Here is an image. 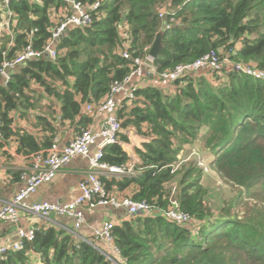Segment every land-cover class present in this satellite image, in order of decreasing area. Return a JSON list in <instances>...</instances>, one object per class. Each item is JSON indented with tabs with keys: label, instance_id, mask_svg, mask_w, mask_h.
Instances as JSON below:
<instances>
[{
	"label": "trees",
	"instance_id": "trees-1",
	"mask_svg": "<svg viewBox=\"0 0 264 264\" xmlns=\"http://www.w3.org/2000/svg\"><path fill=\"white\" fill-rule=\"evenodd\" d=\"M60 8L65 14L54 21L52 12ZM8 9L12 36H0V62L27 44L42 49L71 10L64 0H13ZM161 10L166 11L164 17L159 16ZM160 30L162 45L152 60L159 72L192 62L210 49L264 70V0H99L89 24L67 29L54 60L24 62L6 86L0 85V137L16 135L19 152L46 151L55 137L56 118L36 116L47 132L37 138L13 129L10 116L17 108L22 116L28 108L42 107L38 101L45 95L58 103L60 125L69 121L78 131L86 127L92 113L85 105H97L110 84L123 80L133 67L122 49L131 58L144 57ZM31 83L40 86L42 94L35 93ZM165 84L167 89L153 83L136 86L127 112H121L125 104L118 109L121 128L132 126L148 138L135 148L137 173L100 179L110 194L144 199L158 210L169 204L166 185L177 180L175 199L192 220L178 225L160 214L128 215L112 227L119 250L115 261L264 264V79L235 70L221 75L201 70ZM120 138L127 140L125 135ZM186 145H197L201 159L233 187L215 213L206 203L203 170L197 163L189 161L172 171ZM102 152V161L111 165L129 160L118 142ZM92 242V234L75 240L65 227L48 224L35 228L32 240L23 239L21 249L8 250L0 264H114L101 252L106 249Z\"/></svg>",
	"mask_w": 264,
	"mask_h": 264
},
{
	"label": "built area",
	"instance_id": "built-area-1",
	"mask_svg": "<svg viewBox=\"0 0 264 264\" xmlns=\"http://www.w3.org/2000/svg\"><path fill=\"white\" fill-rule=\"evenodd\" d=\"M6 6L8 19L0 23V35L5 32L12 36L10 26L11 11L8 4L13 0H1ZM71 8L66 15L53 29L50 39L42 49H33L27 44L13 58H3L0 62V84L6 86L16 67L24 62L40 57L55 59L58 50L57 45L53 46L60 34H65L69 27L84 26L91 22V11L99 5V0L92 4H84L81 0H64ZM166 11L159 12L160 17H164ZM164 27L169 26L165 20ZM33 31L31 30L30 33ZM59 43V42H58ZM122 56L132 59L133 67L121 81H113L109 86L107 95L95 106L87 103L85 110L94 116L102 117V125H89L81 128L74 137L64 146L59 147L53 140L46 154L43 151L29 153L32 163L28 171H21L20 178L24 185L8 200H4L0 206V221L16 222L21 214H30L48 220L50 215L56 214L72 220L71 232L75 240L84 239L79 234V229L85 223V211L93 210L100 206H110L112 208L124 207L129 216L132 215H153L160 214L178 225H186L192 218L180 209L177 201H171L167 208L158 210L146 200L135 201L128 196L118 198L110 194L100 179L103 171L115 176L135 175L133 163H121L111 165L102 161L103 148L106 145L117 143L118 134L121 130V119L118 116V109L123 101L133 98V88L143 85L142 79L147 77L155 78L163 83H169L177 78L189 73L193 74L201 70H207L210 74L221 75L230 70L239 71L255 78L264 79V70L240 61L231 60L222 50L210 49L192 62L179 63L170 69L157 71L153 65V58L147 53L144 57H132L130 53L122 49ZM132 84L133 87L128 85ZM104 145V147H103ZM83 156L88 163L86 177L79 181L78 194L68 202L61 201H34L29 198L37 192L40 185L55 178L58 171L74 157ZM114 222L104 220L92 229V237L96 242H92L97 249L101 245L104 249L101 252L117 264L114 257H118L119 250L113 244L112 227ZM61 226V225H60ZM35 228L17 229V240L9 245H0V257L8 250H19L22 248V240H32ZM88 242H90L88 240ZM111 255H110V254Z\"/></svg>",
	"mask_w": 264,
	"mask_h": 264
},
{
	"label": "crops",
	"instance_id": "crops-1",
	"mask_svg": "<svg viewBox=\"0 0 264 264\" xmlns=\"http://www.w3.org/2000/svg\"><path fill=\"white\" fill-rule=\"evenodd\" d=\"M64 14V8L58 9L57 12H52L53 20L59 21L61 16ZM7 19L8 15L6 12V6L0 0V23ZM22 66L23 64L18 65L14 71H19ZM141 81H143L142 83L145 85L148 83H153L155 78L147 77ZM30 86V88L33 89L35 93L42 94L41 87L36 83H31ZM128 86L133 87L132 84H129ZM38 103L42 107L36 106L34 108H28L26 110V114L22 116L19 115V108L10 112V116L13 117V129L19 127L28 131L29 133H32L37 138H41L47 134V132L43 131L41 126L37 124L36 116L44 115L48 120L56 118L57 120L55 119L54 121L56 127L54 140L59 147L64 146L78 132L75 125L76 123L70 124L69 121H64L63 124H59V105L54 99L45 95V97L40 99ZM128 103V100L123 101L122 105L125 104L123 106L125 110H122V108V113L127 112L129 107ZM51 111L53 112L51 113ZM99 124L102 125V117L97 115L94 116L92 114L91 121L87 126ZM142 129L145 130V127L143 126ZM121 135H125L127 140L123 141L120 138ZM147 139L148 138L144 135L137 133L132 126L121 128V131L118 135V143H120L123 150L129 156L127 163L136 162L135 160H137V156L135 154V148H141L142 143L147 141ZM196 146L197 145H186L184 150L190 151ZM18 148L19 146L16 135L13 134L8 139H3L0 137V206L4 200L10 199L24 185V181L20 178L18 172L20 174L21 171H28L32 163V157L29 156V153L26 154L19 152ZM43 152L46 154L47 150ZM87 170L88 163L86 158L83 156L74 157L69 163L64 165L58 171L54 179L40 185V187L37 189V192L29 198V201H70L78 194L79 190L77 185L80 180L86 177ZM101 175H106L108 177L114 176L107 173L106 171H103V174ZM127 216L128 214L124 207L112 208L110 206H100L93 210H86L85 223L79 229V234L85 239L90 238L92 229L98 226L102 221L111 220L114 223H118L121 219ZM48 224H57L67 229H71L72 220L56 214L50 215L48 220H44L41 217L30 214H21L16 222L0 221V245H9L15 242L18 238L17 229L19 228H38Z\"/></svg>",
	"mask_w": 264,
	"mask_h": 264
},
{
	"label": "rangeland",
	"instance_id": "rangeland-1",
	"mask_svg": "<svg viewBox=\"0 0 264 264\" xmlns=\"http://www.w3.org/2000/svg\"><path fill=\"white\" fill-rule=\"evenodd\" d=\"M153 84L164 89L168 88L167 84L159 80L153 81ZM198 148L199 147L196 146L190 151L183 150L178 158V162L173 165L174 167L172 171L179 169L189 161H194L195 163H197V166L203 170L201 176V185L207 191V194L205 196L206 203L207 205H209V208L212 209L213 213H215L217 207L220 206L221 202L231 196V194L233 193V187L226 184L219 178L217 173L209 167L208 160H205L203 158L201 159L202 155ZM135 161H138V158ZM176 181L177 180H172L166 185L170 189V195L168 198L169 203L171 201H177L175 199Z\"/></svg>",
	"mask_w": 264,
	"mask_h": 264
},
{
	"label": "water",
	"instance_id": "water-1",
	"mask_svg": "<svg viewBox=\"0 0 264 264\" xmlns=\"http://www.w3.org/2000/svg\"><path fill=\"white\" fill-rule=\"evenodd\" d=\"M166 22L163 21V25L165 24ZM162 35H163V30H160L156 33L155 37H154V40L153 42L151 43L150 45V48L148 50V54L153 58L155 59L157 57V54H158V50L159 48L161 47L162 45ZM64 34H60V36L58 37V41L53 45H57L58 42L61 41V39L63 38ZM104 147V145H103Z\"/></svg>",
	"mask_w": 264,
	"mask_h": 264
}]
</instances>
